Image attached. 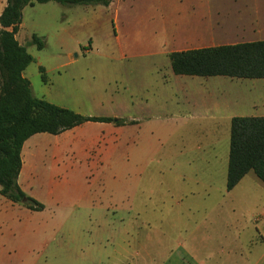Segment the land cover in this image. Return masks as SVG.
<instances>
[{
    "label": "rangeland",
    "instance_id": "1",
    "mask_svg": "<svg viewBox=\"0 0 264 264\" xmlns=\"http://www.w3.org/2000/svg\"><path fill=\"white\" fill-rule=\"evenodd\" d=\"M155 1L49 2L22 11L21 40L45 42L42 50L25 46L34 58L24 72L35 97L82 116L136 115L137 123L110 161L87 167L68 149L56 171L38 161L27 191L45 209L0 202V264H165L181 244L190 245L196 264H230L245 254L253 230L244 206L236 212L227 195L231 124L216 106L236 99L243 107L246 92L227 77L176 76L160 53ZM171 191L194 194L179 212ZM127 193L137 198L122 199ZM127 203L140 216L121 217ZM120 217L125 230L117 228ZM97 223L109 231L97 235Z\"/></svg>",
    "mask_w": 264,
    "mask_h": 264
},
{
    "label": "crops",
    "instance_id": "2",
    "mask_svg": "<svg viewBox=\"0 0 264 264\" xmlns=\"http://www.w3.org/2000/svg\"><path fill=\"white\" fill-rule=\"evenodd\" d=\"M7 5L8 0H0V17ZM153 7L155 13L159 14L154 29L157 32V39L161 41L160 53L163 55L169 56L175 52L264 41V0H156ZM206 38L208 40H204ZM16 39L24 47L30 43V41L21 40L19 31L16 34ZM23 75L27 79L25 72ZM230 83L234 89L243 88L247 99L243 107L236 106V99L232 103L217 104L216 109L219 112H229L230 124L234 117H264V79H231ZM45 101L53 104L51 101ZM126 108L124 107L125 111ZM140 108L142 105L138 109L135 108V105L132 107L134 110ZM241 111L248 115L237 113ZM102 118H113V115L102 116ZM114 118L127 120L125 124L121 125L116 122H87L60 135L42 133L30 137L24 143L21 153L22 169L18 184L22 191L29 196L27 189L36 177H34V168L36 165H41V162L38 163V161H46L51 168L50 172L56 171L58 158L62 157L61 151L64 149H68L75 157L83 158L84 166L87 165V167L110 161L119 156L129 127L137 121L136 115L126 117V115L115 114ZM60 138H62L61 142H59ZM129 150L133 151L134 149L129 148ZM187 164H191V161H188ZM178 165L180 166V164L173 166ZM78 172L81 173L82 170ZM247 185L249 188L251 186L255 189L239 190L242 186L246 187ZM193 194V192L171 191L170 198L177 199V209L174 210L180 212L184 199H188ZM227 195L234 199L232 201L234 209L239 204L244 206L241 209L247 213V219L251 230H253V234L246 244L245 254L242 252L237 256L234 254L230 264H264V183L252 171ZM124 198L127 200L136 199L137 193H127L122 197V199ZM0 202L5 208L8 206V202L11 207L22 206L14 204L2 196H0ZM133 205L127 203V206H120L118 210L121 217L130 214V212L140 216L138 208ZM183 210L189 212L191 209L183 208ZM99 211L104 210L101 208ZM235 211L237 212L236 209ZM121 217L117 228L125 230L126 221ZM91 225L94 226L93 223ZM97 225H100V228L97 227L99 228L97 235L103 236L105 232L109 231L108 223H97ZM204 242L206 245L208 244L207 240ZM188 248L190 245L181 244L179 250L173 255V251L170 250L171 254L164 257L165 264H196L197 257ZM198 264L200 263L198 262Z\"/></svg>",
    "mask_w": 264,
    "mask_h": 264
},
{
    "label": "trees",
    "instance_id": "3",
    "mask_svg": "<svg viewBox=\"0 0 264 264\" xmlns=\"http://www.w3.org/2000/svg\"><path fill=\"white\" fill-rule=\"evenodd\" d=\"M56 2L66 6H109L112 0H8L0 17V196L33 212L44 205L26 195L18 184L24 143L36 134L60 135L87 122H116L113 118L87 117L33 95L23 75L34 62L16 39L24 8ZM30 45L42 50L45 42L33 35ZM176 76L264 79V41L202 48L169 55ZM42 80L47 82L41 67ZM264 183V117L231 120L227 191L250 172Z\"/></svg>",
    "mask_w": 264,
    "mask_h": 264
}]
</instances>
